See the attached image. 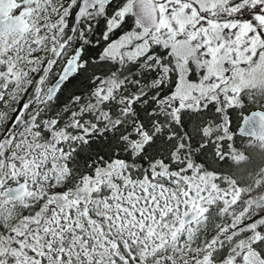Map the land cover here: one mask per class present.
I'll return each instance as SVG.
<instances>
[{
	"label": "snow or ice",
	"instance_id": "snow-or-ice-1",
	"mask_svg": "<svg viewBox=\"0 0 264 264\" xmlns=\"http://www.w3.org/2000/svg\"><path fill=\"white\" fill-rule=\"evenodd\" d=\"M0 264H264V0H0Z\"/></svg>",
	"mask_w": 264,
	"mask_h": 264
}]
</instances>
